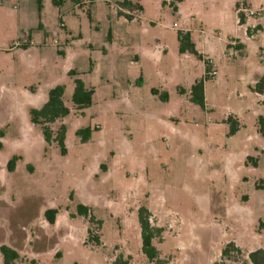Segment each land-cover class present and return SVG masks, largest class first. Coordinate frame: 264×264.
Listing matches in <instances>:
<instances>
[{
	"label": "rangeland",
	"instance_id": "1",
	"mask_svg": "<svg viewBox=\"0 0 264 264\" xmlns=\"http://www.w3.org/2000/svg\"><path fill=\"white\" fill-rule=\"evenodd\" d=\"M41 4L0 1V264L3 245L19 252L15 264H113L119 255L149 264L143 207L164 229L154 244L166 264H242L222 257L231 242L264 249V92L254 91L264 76V0ZM242 8L261 14L239 26ZM188 31L202 60L180 52ZM205 55L216 76L206 75ZM77 78L95 88L83 111L73 103ZM203 79L204 107L192 101ZM58 85L70 114L51 128L66 125L65 147L31 119ZM229 118L240 123L234 134Z\"/></svg>",
	"mask_w": 264,
	"mask_h": 264
},
{
	"label": "trees",
	"instance_id": "2",
	"mask_svg": "<svg viewBox=\"0 0 264 264\" xmlns=\"http://www.w3.org/2000/svg\"><path fill=\"white\" fill-rule=\"evenodd\" d=\"M5 1V0H0ZM56 3H63L64 0H54ZM182 1V0H178ZM122 4L125 6H129L127 1H124ZM39 7L41 9L42 4L41 0H39ZM239 24H244V19L241 18ZM261 28L260 26L258 27ZM248 34L252 35L248 30ZM179 43H180V52L181 53H190L194 54L198 57L199 60L203 59V55L197 50L196 44L192 40V34L188 32H179L178 35ZM237 49H244V45L239 42L237 44ZM93 66V64L91 65ZM206 71H209V67H207ZM73 75H77L75 71L72 72ZM205 79L208 77L205 76ZM254 91L257 93L264 92V76H262L256 83ZM64 93L65 86L58 85L55 88L51 89L49 93L48 100L41 108H34L31 110V119L34 124L41 125L43 129V133L45 139L50 142L52 140H56L60 143L62 147H65V138L67 127L65 124H62L60 128L55 133L51 128V125L59 120H63L70 114V109L66 106L64 102ZM95 94V88L86 87L84 82L77 78L75 80V90L73 94V103L75 108L79 111H83L84 109L90 107L93 103V96ZM167 99V95L165 96ZM192 101L200 104L201 106H205V80L196 81L192 87ZM228 121H233V125L231 127V134H234L240 125L237 119L229 118ZM236 125V126H235ZM80 133H85L84 141H87L91 136V130L89 128L83 129ZM3 136V134H1ZM17 159L14 158L11 161V165L13 166ZM90 209L88 206L81 204L78 206V213L81 216L89 217L90 221L93 222V217L89 214ZM58 214V210L49 209L46 211V218L51 224L56 223V217ZM151 214L147 208H141L139 213V220L141 226V236H142V250L143 253L147 256L149 264H166L169 262L168 259L161 258L160 250L154 244L156 238H160L164 232L163 228L153 226L150 222ZM89 239L93 240L96 245H101V239L98 236L93 235V230L88 229ZM5 264H15V261L19 259V252L11 248L7 245H3L1 247ZM233 253L238 256V258H242V264H264V249H258L254 251H245L240 246L231 242L226 245V247L222 251L223 258L232 259ZM237 261V259H235ZM113 264H131V258H125L123 255H119L114 260ZM225 264V263H223Z\"/></svg>",
	"mask_w": 264,
	"mask_h": 264
},
{
	"label": "built area",
	"instance_id": "3",
	"mask_svg": "<svg viewBox=\"0 0 264 264\" xmlns=\"http://www.w3.org/2000/svg\"><path fill=\"white\" fill-rule=\"evenodd\" d=\"M22 0H13V8L17 9L20 2ZM261 14L260 9H252V8H242L238 10V18H239V22L241 20V18L243 19H256L257 17H259ZM252 28H257V25L255 23H253L251 25ZM29 38V39H28ZM27 40L25 41L24 45L32 43V39H30L29 35H28ZM17 46L22 45L20 43H16ZM204 62L206 64V67H211L214 63L212 61L211 58L208 57H204ZM206 75L207 76H216L217 75V70L216 69H211L209 68V71H206Z\"/></svg>",
	"mask_w": 264,
	"mask_h": 264
},
{
	"label": "crops",
	"instance_id": "4",
	"mask_svg": "<svg viewBox=\"0 0 264 264\" xmlns=\"http://www.w3.org/2000/svg\"><path fill=\"white\" fill-rule=\"evenodd\" d=\"M238 22H239V18H238ZM245 24V23H244ZM240 25H242V24H239V26ZM261 28L259 29V30H257V32L258 31H260L262 28H263V26H262V24L260 23V25H259ZM40 29V28H39ZM33 31H34V29H28V35H29V37H30V39H34V36H33ZM256 32V33H257ZM253 35V34H252ZM49 37V33L44 29V25H43V27H41V33L39 34V39L40 40H42L43 42H45L46 40H47V38ZM234 41H231L230 42V44L232 45V46H234L235 48H237V45H236V42L235 41H238V42H241V40H240V38H237V37H235L234 39H233ZM242 43V42H241ZM243 44V43H242ZM244 45V44H243ZM245 46V45H244ZM206 57H208V58H210L208 55H205ZM213 61V60H212ZM214 63V62H213Z\"/></svg>",
	"mask_w": 264,
	"mask_h": 264
}]
</instances>
